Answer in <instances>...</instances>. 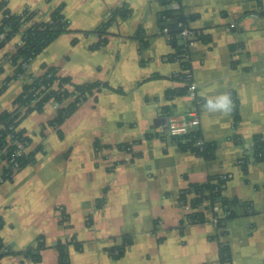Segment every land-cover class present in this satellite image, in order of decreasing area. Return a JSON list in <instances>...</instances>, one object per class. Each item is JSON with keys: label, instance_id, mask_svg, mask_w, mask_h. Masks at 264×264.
Segmentation results:
<instances>
[{"label": "crops", "instance_id": "obj_1", "mask_svg": "<svg viewBox=\"0 0 264 264\" xmlns=\"http://www.w3.org/2000/svg\"><path fill=\"white\" fill-rule=\"evenodd\" d=\"M2 2L14 13L33 12L36 22L62 5L69 26L8 81L0 111H11L23 86L47 67L99 86L60 124L53 123L58 106L51 100L22 119L30 139L24 151L40 150L8 179L0 150V264H20L39 242V264H60L61 244L68 264L216 261L220 242L209 212L190 223L179 200L180 191L215 175L228 177L227 197L252 207L249 214L236 209L220 241L233 264H264V159L252 153L254 137L264 139V0ZM178 7L198 35L188 69L161 32L163 11ZM23 29L0 45V85L13 75ZM180 72L191 75L187 92ZM221 95L228 107L210 108L208 100ZM192 109L195 130L213 145L210 158L183 149L184 139L168 132L171 116L189 117Z\"/></svg>", "mask_w": 264, "mask_h": 264}, {"label": "trees", "instance_id": "obj_2", "mask_svg": "<svg viewBox=\"0 0 264 264\" xmlns=\"http://www.w3.org/2000/svg\"><path fill=\"white\" fill-rule=\"evenodd\" d=\"M164 4H168L173 0H163ZM166 9L163 11L162 27L168 28L170 35L169 41L175 44V52L173 57L180 61L182 69L189 68V48L185 45L178 44V35L181 29L177 26L178 21H182L187 26V17L181 12V8ZM120 15H125V9L116 10ZM33 12L22 10L18 13L11 12L4 2L0 3V45L8 40L15 33L21 31L22 41L11 56V61L15 66L13 75L3 80L0 85V93L6 88V84L12 77H16L25 71L26 64L31 61L50 41L58 34L68 29V21L62 13V5L57 6L49 15L46 21L36 22L33 20ZM194 33V39L197 38V32ZM176 77L184 79L186 82L183 91L187 92L191 84V76L187 73H178ZM99 86V82H84L73 83L68 77L60 76L55 69L47 67L44 72L31 80L29 84L23 86L21 93L14 101V108L11 111H0V150L2 156L6 159L8 165L3 171V178H10L13 169L18 170L25 165L32 163L36 153L40 149L32 152L17 153V144L25 147L30 143L28 136L19 128L22 119L31 111H40L44 104L48 101H54L58 108L56 117L53 120L54 124H60L67 116L75 111L78 105L92 93L93 89ZM71 87V88H70ZM234 119L237 120V111L233 109ZM199 135L198 131L194 130L187 137L189 141L183 140L180 146L183 149H190L196 154L210 158L213 154V145L205 142L203 150L199 151L193 145L194 137ZM182 138V137H181ZM185 138V136L183 137ZM252 153L256 161L264 159V139L256 135L252 147ZM245 164V163H244ZM227 176H210L203 183L191 184L179 193V200L183 206L189 207L186 218L190 223H199L206 219V212H209L211 218L216 217L217 232L213 238L220 243V236L225 234L223 230L226 220L237 215V208L242 207L243 213L249 214L252 207L246 202H240L236 198H229L224 193V186ZM214 206L218 209L214 210ZM251 209V210H250ZM0 218V227H1ZM220 244L218 258L216 261L209 264H233L230 249L226 242ZM44 248V245L39 242L34 250H29L24 254V260L20 264H25L26 261H31L34 264H39V252ZM59 262L60 264H68V257L65 246L58 245ZM114 251V250H113ZM122 252L121 248L115 250L113 254L119 255ZM2 241L0 239V258L3 255Z\"/></svg>", "mask_w": 264, "mask_h": 264}, {"label": "built area", "instance_id": "obj_3", "mask_svg": "<svg viewBox=\"0 0 264 264\" xmlns=\"http://www.w3.org/2000/svg\"><path fill=\"white\" fill-rule=\"evenodd\" d=\"M177 26L181 29L179 36L181 37V44L185 45L187 48L190 47V45L192 44L193 40H194V33L188 28V26H186L182 21H178L177 22ZM161 32L163 34H165V36L170 39V35H169V31L168 28L166 26L161 28ZM27 65V64H26ZM187 76H191L190 73H187ZM192 88V83L189 85V89ZM54 102V101H53ZM231 107H230V111L233 112V108L234 107V102L231 101ZM199 124V118L197 115V112L195 109H192L189 111V117H185V116H171L168 119V132L171 136L174 137H184L183 138L185 141H189L191 138L187 137L188 134H190L192 131L195 130V127ZM205 141L204 139H202L201 137L197 136L194 137V142L193 145L195 147H197V149L199 151L203 150V145H204ZM17 153L21 154L24 151V147L20 144H17ZM13 171H15V169H13ZM214 210H217L218 207L214 206L213 208ZM214 225L216 226V222L217 219L216 217L212 218ZM184 222L186 223L187 220L184 217ZM221 245L224 244L223 242L220 243ZM205 264H209V262L205 263Z\"/></svg>", "mask_w": 264, "mask_h": 264}, {"label": "clouds", "instance_id": "obj_4", "mask_svg": "<svg viewBox=\"0 0 264 264\" xmlns=\"http://www.w3.org/2000/svg\"><path fill=\"white\" fill-rule=\"evenodd\" d=\"M230 101L227 95H221L215 98V100L209 99L208 106L212 109L227 108Z\"/></svg>", "mask_w": 264, "mask_h": 264}]
</instances>
